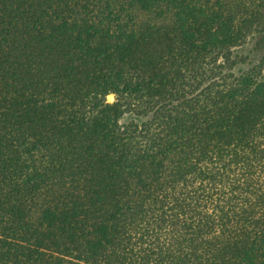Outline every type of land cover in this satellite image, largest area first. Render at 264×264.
Returning a JSON list of instances; mask_svg holds the SVG:
<instances>
[{
    "label": "trees",
    "instance_id": "trees-1",
    "mask_svg": "<svg viewBox=\"0 0 264 264\" xmlns=\"http://www.w3.org/2000/svg\"><path fill=\"white\" fill-rule=\"evenodd\" d=\"M0 264H264V0H0Z\"/></svg>",
    "mask_w": 264,
    "mask_h": 264
},
{
    "label": "rangeland",
    "instance_id": "rangeland-1",
    "mask_svg": "<svg viewBox=\"0 0 264 264\" xmlns=\"http://www.w3.org/2000/svg\"><path fill=\"white\" fill-rule=\"evenodd\" d=\"M107 100L109 102H114L115 101V95L114 94H110L109 96H107Z\"/></svg>",
    "mask_w": 264,
    "mask_h": 264
}]
</instances>
